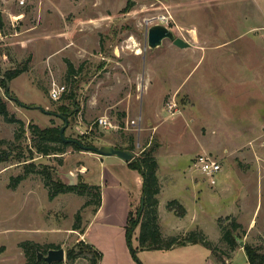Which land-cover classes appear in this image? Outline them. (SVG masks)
Masks as SVG:
<instances>
[{
    "label": "rangeland",
    "instance_id": "rangeland-1",
    "mask_svg": "<svg viewBox=\"0 0 264 264\" xmlns=\"http://www.w3.org/2000/svg\"><path fill=\"white\" fill-rule=\"evenodd\" d=\"M129 1L123 12L126 0H25L24 6L0 0V76L25 67L9 82L10 97L0 88L9 115L23 129L0 116V156L7 155L0 162V264H30L34 248L42 255L61 248L64 260L52 264H89L92 257L73 226L86 224L96 190L49 194L56 180L68 182L74 175L98 186L97 155L71 147L40 155L29 131L30 125L63 127L64 113L67 139L97 148L132 145L134 156L154 148L161 214L171 199L181 198L176 177L183 184L188 180L197 199L183 227H198L222 249L213 243L220 235L216 221L225 227L233 220L242 226L243 243L264 251V0ZM156 24L192 46L178 49L163 40L148 49L147 31ZM68 64L75 71L70 77ZM53 85L64 87L58 100L49 96ZM100 117L122 128L128 121V128L104 131L95 124ZM135 117L138 125L131 126ZM199 155L220 164L214 186L193 166ZM105 168L125 179L122 170ZM45 172L51 173L48 185ZM16 177L20 181L11 187ZM128 177L134 212L140 192L135 195L133 175ZM160 224L163 232V218ZM137 236L138 228L131 245L140 264H247L244 252L220 262L204 246L140 250ZM24 243L30 246L25 251ZM69 250L84 255L68 262Z\"/></svg>",
    "mask_w": 264,
    "mask_h": 264
},
{
    "label": "trees",
    "instance_id": "trees-1",
    "mask_svg": "<svg viewBox=\"0 0 264 264\" xmlns=\"http://www.w3.org/2000/svg\"><path fill=\"white\" fill-rule=\"evenodd\" d=\"M131 5L132 3L129 0H126V6L123 12H126L131 7ZM2 27L3 22L0 15V30L2 29ZM24 71L25 67L7 71L2 76H0V88H3L9 97L10 94L7 87L8 83ZM74 74L75 71L73 67L68 64L67 77L73 76ZM67 98L70 100V98L72 97L68 96ZM16 103L20 105V103H18L17 101ZM0 116L5 123L18 124L19 130H23L21 121L9 115L6 106L1 98ZM59 117L63 121V124L68 120V115L65 113L61 114ZM29 129L30 133L33 135L34 140L37 141V143L35 144L36 152L43 156L61 154L67 147H71L73 150L78 151H82L80 146L93 147L90 144H84L81 140L68 139L71 140V142L62 141L59 136L60 128L58 127H46L44 129H40L35 125H30ZM16 137L18 136L16 135ZM112 148L120 149L116 147ZM132 148V145H129V147L123 150L131 153L130 151H132ZM153 151L154 148L150 146L148 147V149H144L138 156H134L132 154L133 158L127 162V167L130 170L135 171L141 179L140 200L138 206L135 208L134 212L132 211V209L129 210L124 227L125 242L130 256L133 258V260L140 264L135 255L136 249H134L131 245V239L134 235V231L136 230V228H138V236L136 238L137 249L147 251H164L175 247L200 244L207 248L213 256H216L220 262H224L223 258L227 259L229 254L221 249H218L217 246L207 241L205 235L199 229L192 230L182 236H171L168 238H163L161 236L156 212L159 195V184L157 179L158 164L153 156ZM6 160L7 155L0 156V162H4ZM50 175V172H45V175H43V179L46 185H48L51 180ZM20 178L21 177H16L12 179L13 185H11V187H14L16 184H18ZM53 184L54 189L49 194L50 197L58 193L64 194L67 192H75L78 195L82 196L86 192H88V190L94 189L96 190L94 194L95 202L90 203V205H94L93 212H95V210L100 206V188L98 186L89 187L84 182H82L79 177H77V184L75 186L66 185L64 182H61L59 180H56ZM87 204L89 205L88 202ZM167 209L169 211H172L176 215V217H183L185 215V209L176 200L169 201L167 203ZM75 220L76 222L79 221V216L77 214L75 216ZM218 229L220 232V240L227 247L228 253L239 247L237 240H241V234L244 233L240 224L228 219L226 226L218 227ZM73 230H80V234L83 232V230L80 229L77 224L73 226ZM239 232L241 233L239 234ZM82 245L92 255V257H90L88 260L89 264H99L101 260L100 252L91 245H87L84 243H82ZM29 247L30 246L28 243H24L23 250L25 251ZM49 248L54 247L51 246ZM242 250L246 256L248 264H264V251L261 250V247L244 244ZM81 255H84V253L80 250H78L77 252L69 250L66 253V260L68 262H72L75 258L80 257ZM31 256L32 262L30 264H37V252L35 251V248L31 251ZM43 264L46 263L43 262Z\"/></svg>",
    "mask_w": 264,
    "mask_h": 264
},
{
    "label": "crops",
    "instance_id": "crops-1",
    "mask_svg": "<svg viewBox=\"0 0 264 264\" xmlns=\"http://www.w3.org/2000/svg\"><path fill=\"white\" fill-rule=\"evenodd\" d=\"M95 158L96 159L93 160L98 162L99 167L102 166V168L99 170L100 184L98 183V187L100 188V206L95 210V212L90 215L86 224L82 228L83 232L79 235V240L84 244L91 245L101 252L102 259L99 264H120L119 257L125 259L126 264H133L129 257V251L125 242L124 228L128 212L129 210H131L133 196L131 195V192H129L127 184H125L124 180L127 183V180L129 178L128 175H133L131 182L133 184V189L137 190L135 194L137 195L138 191L140 192L141 179L135 171H132L127 167L126 162L115 156L105 157L97 155V157ZM157 164L159 169V163L157 162ZM104 165L107 168H118L122 170V175H125V179L121 178L120 174H115L114 170H110L112 171L110 173L108 171L109 169L107 170ZM157 179L159 185L162 186L161 177L158 175V170ZM176 180H178L180 186L182 187V189L179 190V195H181V198H174L171 200H176L180 205H182V207L185 209V215L183 217H176L171 212H167L165 210H163V213L161 214L160 200L158 199L156 209L159 220V227H161V218H163L164 221V224L162 226L164 227L163 232H161L160 228L161 236L163 238L184 235L193 230H188L187 228L183 227V222L188 218L191 203L194 201V199H197L196 188L192 184V182L189 183L188 180H186L187 184H183L179 177H176ZM194 229H198V227ZM216 229L219 231L217 221ZM216 239L217 242L213 241V243H218V241L222 243L220 240V235L219 237L216 236ZM197 246H199L201 249L203 248V246L200 244L175 248H196ZM222 246L224 248H222L221 250L225 252L228 251L227 247L224 244ZM175 248L164 251L169 252ZM203 249H205V247ZM237 252H243L242 248L238 247L234 249L229 253V256L226 260H229V257H232ZM199 255L201 254L199 253Z\"/></svg>",
    "mask_w": 264,
    "mask_h": 264
},
{
    "label": "water",
    "instance_id": "water-1",
    "mask_svg": "<svg viewBox=\"0 0 264 264\" xmlns=\"http://www.w3.org/2000/svg\"><path fill=\"white\" fill-rule=\"evenodd\" d=\"M163 40H169L173 46L177 47L178 49H188L192 45L185 41L182 38L175 37L171 30H169L166 26L161 24H156L151 27H149L147 31V47L150 50H154L161 46ZM9 85V83H8ZM7 85V87H8ZM7 97H9L6 94ZM15 102L17 100L13 99ZM67 126V123L64 122L63 127L59 129V136L62 141L65 142H71V140L65 139L63 132L65 127ZM82 151L91 152L99 156H115L119 159H121L124 162L130 161L133 156L131 153L125 151V150H119V149H113L110 146H99L97 147H84L80 146ZM68 182H64L66 185L69 186H75L77 184V175H74L71 180H67ZM238 246L240 248L243 247L244 243L242 240H237ZM65 258L64 252L61 248L59 249H50L46 252L45 255H42L41 253L37 252V261L42 259L43 262L46 264H52V263H58L62 262Z\"/></svg>",
    "mask_w": 264,
    "mask_h": 264
},
{
    "label": "built area",
    "instance_id": "built-area-1",
    "mask_svg": "<svg viewBox=\"0 0 264 264\" xmlns=\"http://www.w3.org/2000/svg\"><path fill=\"white\" fill-rule=\"evenodd\" d=\"M10 3H14L18 6H24L25 0H9ZM64 93V87L53 85L49 90V96L52 100H58ZM139 118L129 121L131 126L138 125ZM96 125L104 131H117L120 129L126 130L128 127V121L125 127H120L118 124L112 123L107 117H100L95 121ZM195 170L207 179L210 186L215 185V175L220 171V164L209 157L208 155H199L194 159L193 164Z\"/></svg>",
    "mask_w": 264,
    "mask_h": 264
},
{
    "label": "bare ground",
    "instance_id": "bare-ground-1",
    "mask_svg": "<svg viewBox=\"0 0 264 264\" xmlns=\"http://www.w3.org/2000/svg\"><path fill=\"white\" fill-rule=\"evenodd\" d=\"M136 51H137V49H136ZM139 53V52H138Z\"/></svg>",
    "mask_w": 264,
    "mask_h": 264
}]
</instances>
